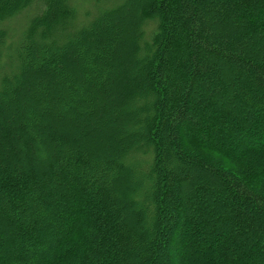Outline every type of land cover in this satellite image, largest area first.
Listing matches in <instances>:
<instances>
[{
	"label": "trees",
	"instance_id": "obj_1",
	"mask_svg": "<svg viewBox=\"0 0 264 264\" xmlns=\"http://www.w3.org/2000/svg\"><path fill=\"white\" fill-rule=\"evenodd\" d=\"M77 2L0 0V264H264V0Z\"/></svg>",
	"mask_w": 264,
	"mask_h": 264
},
{
	"label": "rangeland",
	"instance_id": "obj_2",
	"mask_svg": "<svg viewBox=\"0 0 264 264\" xmlns=\"http://www.w3.org/2000/svg\"><path fill=\"white\" fill-rule=\"evenodd\" d=\"M124 0H78L77 8L79 12L80 19L83 15L88 11H93L95 7L98 8H106L110 6H114L117 4L122 3ZM91 13V12H90ZM23 18H17L16 20L12 21L13 28H17L18 25L23 23Z\"/></svg>",
	"mask_w": 264,
	"mask_h": 264
}]
</instances>
